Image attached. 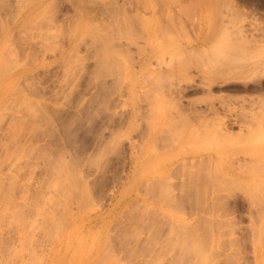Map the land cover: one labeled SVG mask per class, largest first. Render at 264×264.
I'll return each mask as SVG.
<instances>
[{
  "label": "rangeland",
  "instance_id": "374dc122",
  "mask_svg": "<svg viewBox=\"0 0 264 264\" xmlns=\"http://www.w3.org/2000/svg\"><path fill=\"white\" fill-rule=\"evenodd\" d=\"M201 6L0 0V264H264V0L198 56Z\"/></svg>",
  "mask_w": 264,
  "mask_h": 264
},
{
  "label": "bare ground",
  "instance_id": "6f19581e",
  "mask_svg": "<svg viewBox=\"0 0 264 264\" xmlns=\"http://www.w3.org/2000/svg\"><path fill=\"white\" fill-rule=\"evenodd\" d=\"M263 40V39H262ZM140 60L142 59V58H139ZM144 63V62H143ZM262 65H264V63L262 64ZM263 73H264V71H262ZM258 73V75L261 73V72H257ZM263 73L262 74H260V75H263ZM256 74V73H255ZM260 75L259 76H257V77H260ZM255 76V77H256ZM254 79V78H253ZM226 89V88H225ZM244 89V88H243ZM223 98V97H222ZM225 99V98H224ZM223 100V99H222ZM212 102V101H211ZM210 102V104H208L209 106H208V109L209 110H212L214 113H219L218 111H217V109L215 108L216 106H214V104L213 103H211ZM221 105H223L222 103H220ZM220 105V106H221ZM219 106V105H218ZM222 107H224V106H222ZM224 110H225V108H224ZM228 111V110H227ZM229 111H231V110H229ZM232 112V111H231ZM244 112V111H243ZM245 113V112H244ZM251 113H253V112H251ZM210 114V113H209ZM235 114V113H234ZM241 114V113H240ZM255 114V113H254ZM253 115V114H252ZM225 116H226V114H225ZM243 116V115H242ZM228 117V116H227ZM236 117H238L237 115H236ZM235 117V118H236ZM250 117V116H249ZM216 118V117H215ZM218 118H220V117H218ZM247 118V117H246ZM214 119V118H213ZM212 119V120H213ZM222 119H224L223 117H222ZM243 119H245V118H243ZM249 119V118H248ZM212 120H211V122H212ZM215 120V119H214ZM217 120V119H216ZM251 120V121H250ZM249 121V123L248 124H246V125H243V124H241V125H243V127L241 128V130L240 131H242V130H244V133H239V134H237V136L235 137V138H233V139H231V141L230 142H228L227 144H226V147H228V148H230L231 149V152L230 151H228L230 154H232V155H234L235 154V158H236V156H239V155H241L242 154V156H245V155H249V153L250 152H252L251 151V149L252 148H249L250 146H251V144H254L255 143V141H256V138H257V136L261 133V129H262V127H263V123H261V121H260V119L258 118V116H256V115H253L252 116V118L250 119ZM246 120H244V122H245ZM248 121V120H247ZM209 122H210V120H209ZM222 123H220V124H224V120L223 121H221ZM243 122V123H244ZM236 123V122H235ZM240 123V122H239ZM242 123V122H241ZM246 123V122H245ZM244 123V124H245ZM207 124V123H206ZM210 124V123H209ZM207 127V126H206ZM222 128H224L225 130L227 129L226 127H225V125H223V126H221ZM221 127H219V129L221 128ZM204 128H205V126H204ZM203 128V129H204ZM209 128V127H208ZM221 128V129H222ZM246 128V129H245ZM217 129H218V127H217ZM220 129V130H221ZM214 131V130H213ZM217 131V130H216ZM215 131V132H216ZM224 131V130H223ZM227 131V133H228V130H226ZM263 131V130H262ZM204 132V131H203ZM212 132V131H211ZM264 132V131H263ZM262 132V133H263ZM226 133V134H227ZM234 133V132H233ZM261 133V134H262ZM210 134H212V133H210ZM225 134V135H226ZM224 135V134H223ZM150 136V135H149ZM218 136V135H217ZM154 139V138H153ZM165 139V138H164ZM167 140V139H166ZM165 140V141H166ZM151 141V140H150ZM155 140H153V142H154ZM164 141V140H163ZM151 144V143H150ZM155 144V143H154ZM145 145H146V143H145ZM250 145V146H249ZM255 145V144H254ZM151 146V145H150ZM155 147H157V146H155ZM157 149V148H156ZM255 149V148H254ZM245 150V151H244ZM224 152V150H222V147H220V148H216L215 149V151H214V153H213V155H219L218 153H220V152ZM226 151V152H227ZM150 152V151H149ZM154 152V151H153ZM222 152V153H223ZM225 152V153H226ZM140 151H139V153L135 150H133V152H132V159L134 160V162L136 163V171L135 172H133V173H131V175H134V174H136L137 172H138V170L140 169V167L142 168V166H141V164L139 163V160H138V158H139V155H140ZM222 153H220V155L222 154ZM224 153V154H225ZM253 153H255V152H253ZM247 157V156H246ZM228 158V157H227ZM234 158V159H235ZM241 158V157H240ZM252 158V157H251ZM257 158V157H256ZM213 163H215V166H213L214 164H212V166L213 167H221V165H223V163H221L220 161H216V160H213V158H209ZM230 159V158H229ZM257 159H259V158H257ZM164 160V159H163ZM167 160V159H166ZM165 160V161H166ZM236 160V159H235ZM263 160V159H262ZM210 161V162H211ZM230 161V160H229ZM254 161V160H253ZM253 161H251V162H253ZM259 161H261L260 159H259ZM164 162V161H163ZM237 162V161H236ZM228 163H230V162H228ZM238 163V162H237ZM240 163H242V162H239V166L241 165V166H244V164L242 165V164H240ZM263 163H264V161H263ZM140 164V165H139ZM138 165V166H137ZM147 165V164H146ZM233 165V164H232ZM232 165H230V166H228V168H227V171L225 172L226 173V175H229V177H230V175L232 176V174H233V167H231ZM246 165V164H245ZM253 165H255L254 163H253ZM144 167V166H143ZM230 167V168H229ZM237 167V166H236ZM240 168V167H239ZM217 169V168H216ZM242 169V168H241ZM144 170H145V167H144ZM215 170V169H214ZM239 170V169H238ZM216 172V171H215ZM217 173V172H216ZM243 173V172H242ZM130 175V176H131ZM215 175V174H214ZM217 175V174H216ZM219 175V174H218ZM220 177V176H219ZM225 177V176H224ZM226 178H228V177H226ZM233 178V177H232ZM201 179V178H200ZM230 180H231V178H229ZM241 179V178H240ZM164 180H166L165 178L163 179V181ZM234 181L233 182H235V183H237L236 181H235V179H233ZM151 181H153V180H151ZM151 181H149V184H152V183H150ZM155 181H156V179H155ZM163 181H160V183H162ZM198 181H200L199 179L197 180V182ZM224 181V180H223ZM226 181V180H225ZM229 182V181H228ZM239 182V181H238ZM214 183V182H213ZM218 183V182H217ZM224 183V182H223ZM227 183V182H226ZM234 183V184H235ZM147 184H148V182H147ZM146 184V185H147ZM231 184H233V183H231ZM238 184V186H239V183H237ZM157 185V184H156ZM164 185V184H163ZM187 185V184H186ZM212 185V184H211ZM154 186V185H153ZM217 186V185H216ZM215 186V187H216ZM227 186V185H226ZM238 186H237V188H238ZM218 187V186H217ZM229 187V186H228ZM227 187V188H228ZM147 188H148V186H147ZM222 188V187H221ZM224 188H226V187H224ZM226 188V189H227ZM232 188V187H231ZM231 188H228V191H234V190H231ZM145 189H146V187H145ZM165 189V188H164ZM219 189V188H218ZM230 189V190H229ZM144 190V189H143ZM146 190H149V189H146ZM161 190V189H160ZM215 191H217V189H214ZM162 191V190H161ZM84 192V191H83ZM149 191H146L145 193H148ZM154 192V189L152 190V193ZM169 192V191H168ZM144 193V194H145ZM150 194H151V191L149 192ZM219 193V192H218ZM233 193V192H232ZM246 193V192H245ZM159 194V193H158ZM160 194H161V192H160ZM162 194H163V191H162ZM165 194H166V192H165ZM216 194V193H215ZM230 194V193H229ZM83 195V194H82ZM86 195V194H85ZM152 195V194H151ZM153 196V195H152ZM230 196H232L231 194H230ZM229 196V197H230ZM252 196V195H251ZM261 196H262V194H261ZM264 196V195H263ZM225 197V196H224ZM244 197V196H243ZM88 198V197H87ZM86 198V199H87ZM165 198V197H164ZM166 198H167V196H166ZM169 198V197H168ZM171 198V197H170ZM169 198V199H170ZM174 198V197H173ZM220 198V197H219ZM234 198V197H233ZM254 198H255V196H254ZM261 198V197H260ZM260 198H258L257 197V199H259V200H261ZM94 199V198H93ZM168 199V200H169ZM216 199V198H215ZM218 199V198H217ZM221 199V198H220ZM166 200V199H165ZM171 200H172V198H171ZM174 200H176L175 198L173 199V201ZM181 200H182V198H181ZM229 200V199H228ZM227 200V201H228ZM238 201H240L241 202V199L239 200V199H237ZM236 200V201H237ZM256 200V199H255ZM91 201V200H90ZM133 201V200H132ZM170 201V200H169ZM83 202L84 201H82V204H83ZM136 203V202H135ZM233 203H235V202H233ZM242 203V202H241ZM240 203V204H241ZM257 203H259V202H257ZM260 203H262V201L260 202ZM264 203V202H263ZM262 203V204H263ZM86 204V203H85ZM85 204H83V205H85ZM88 204V203H87ZM93 204V203H92ZM238 204V203H237ZM236 204V205H237ZM243 204V203H242ZM91 205V204H90ZM94 205V204H93ZM92 205V206H93ZM140 205V204H139ZM142 205V204H141ZM260 205V204H259ZM128 206V205H127ZM241 206V205H240ZM90 207V206H89ZM196 207V206H195ZM232 207V206H231ZM241 208H243L242 206H241ZM262 208V207H261ZM204 210V209H203ZM255 211H257V210H255ZM205 212V211H204ZM226 212V211H225ZM230 212V211H229ZM228 211H227V213H229ZM262 212V211H261ZM212 213V212H211ZM257 213H258V211H257ZM230 214V213H229ZM256 214V213H255ZM258 215V214H257ZM137 216V215H136ZM131 217V216H130ZM135 217V216H134ZM132 219V218H131ZM130 219V220H131ZM139 219H140V217H139ZM138 219V221H141V219L139 220ZM220 220V219H219ZM217 221V220H216ZM133 222H134V220H133ZM137 222V221H136ZM129 223V222H128ZM130 223H131V221H130ZM223 223V222H222ZM221 224V223H220ZM134 225V224H133ZM214 225V224H213ZM219 225V224H218ZM132 226V225H131ZM135 226V225H134ZM210 226H211V223H210ZM215 227V226H214ZM213 227V228H214ZM211 228V227H210ZM138 229H139V227H138ZM137 231V230H136ZM188 232V231H187ZM192 234V233H191ZM179 236V235H178ZM178 238H180V237H178ZM183 238V237H182ZM181 238V239H182ZM186 239V238H185ZM192 239H193V237H192ZM191 240V239H190ZM195 240V239H194ZM185 241V240H184ZM185 242H188V241H185ZM191 243V242H190ZM196 243V242H195ZM188 244V243H187ZM199 249V248H198Z\"/></svg>",
  "mask_w": 264,
  "mask_h": 264
},
{
  "label": "crops",
  "instance_id": "0c3cea01",
  "mask_svg": "<svg viewBox=\"0 0 264 264\" xmlns=\"http://www.w3.org/2000/svg\"><path fill=\"white\" fill-rule=\"evenodd\" d=\"M224 4L225 0H202L201 20L195 24L198 34L193 45L194 53L198 56L204 55V51L207 49L209 50L210 47L214 46L216 39L221 38L225 33L223 24L226 22V14L225 11L221 9ZM43 5L44 7L46 6V0H43ZM29 52H31L30 49H28V54H30ZM43 60V64H45L47 60ZM35 69L36 63H29L25 74L29 76L34 73ZM203 77H206L208 80L212 78L208 73H206ZM0 87H3V77L1 74ZM197 93L203 94L205 91L198 90Z\"/></svg>",
  "mask_w": 264,
  "mask_h": 264
}]
</instances>
